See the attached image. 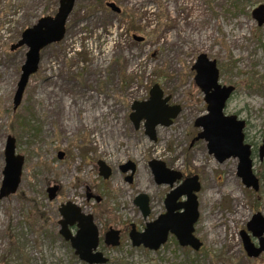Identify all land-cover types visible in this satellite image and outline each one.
<instances>
[{
  "label": "rangeland",
  "instance_id": "rangeland-1",
  "mask_svg": "<svg viewBox=\"0 0 264 264\" xmlns=\"http://www.w3.org/2000/svg\"><path fill=\"white\" fill-rule=\"evenodd\" d=\"M59 1L0 0V188L8 135L24 156L17 191L0 197V264H90L59 232V208L69 201L93 216L97 250L108 258L100 264H264V251L249 256L241 235L246 231L258 245L247 223L256 212L264 215V187L244 185L237 157L220 162L205 140L194 141L202 130L195 120L207 107L193 69L205 53L217 61L219 82L234 86L224 111L246 121L245 141L262 181L264 24L252 11L264 0H76L63 39L41 51L39 70L14 109L27 47H11L41 17L55 15ZM154 84L170 96L168 105L181 107L172 125L157 126L155 141L144 121L135 128L130 120L131 105L148 100ZM153 159L198 175L199 250L180 245L175 235L157 250L132 244L131 224L144 231L165 212L171 191L155 182ZM99 160L112 169L108 179L99 173ZM129 160L136 164L132 182L131 171L120 167ZM140 193L150 197L147 218L134 203ZM70 228L76 234L77 226ZM110 228L121 230L118 246L104 242Z\"/></svg>",
  "mask_w": 264,
  "mask_h": 264
},
{
  "label": "water",
  "instance_id": "water-1",
  "mask_svg": "<svg viewBox=\"0 0 264 264\" xmlns=\"http://www.w3.org/2000/svg\"><path fill=\"white\" fill-rule=\"evenodd\" d=\"M76 0H60L55 15L41 17L33 26L26 28L20 39L11 49L23 46L27 47L25 61L21 66V75L14 94V109L21 104L25 89L30 77L38 70L41 62V51L50 44L60 42L66 33V24L74 8ZM114 12L120 13L121 8L115 2L106 4ZM253 17L259 25L264 24V4H260L252 11ZM196 70L195 84L204 93L207 103V113L196 118L195 125L201 127L196 139L207 142L208 151L214 157L223 162L230 157L238 158L237 173L244 185L258 191L263 185L264 179L254 172L252 158V146L245 141L244 128L246 121L239 119L235 114H226L224 109L227 101L234 92L233 85H223L219 82L220 72L215 59H210L205 53L198 56L193 65ZM170 96H164V91L159 84H154L150 90L148 100H136L131 105L130 120L138 128L142 121L147 134L151 140H156V128L159 125L170 126L181 112L179 105H168ZM260 160L264 159V139L258 149ZM59 158L64 157L59 152ZM4 178L0 188V197H5L17 191L23 171L24 156L16 152V139L8 135L5 146ZM99 173L108 179L112 169L103 160L98 161ZM154 178L158 184L174 183L183 178V173L168 168L165 162L153 159L149 162ZM124 172L131 171L127 180L132 182L136 171V164L129 160L121 165ZM58 186L48 189L49 197L56 196ZM201 189L198 175L186 178L183 183L171 190L165 199L166 210L156 219L146 224L144 231H138L133 225L130 238L134 246L143 245L151 250L159 249L169 238L170 234L176 236L182 246H191L199 250L202 241L194 234L195 224L199 219L197 192ZM185 195L187 199L178 203L180 196ZM100 200V198H98ZM134 203L140 208L143 216L150 215V197L145 193L138 194ZM182 209V211H180ZM62 219L59 220L60 234L65 240L70 241L75 253L80 259L90 264L106 263L108 258L98 251L100 235L99 229L91 214H85L74 202L62 204L59 208ZM77 225L78 230L73 234L70 226ZM247 230L259 239L256 246L251 240L250 234L242 231L244 249L251 257H258L264 251V215L256 212L247 223ZM104 242L107 245L118 246L121 242L120 231L110 228L105 233Z\"/></svg>",
  "mask_w": 264,
  "mask_h": 264
},
{
  "label": "flooded vegetation",
  "instance_id": "flooded-vegetation-1",
  "mask_svg": "<svg viewBox=\"0 0 264 264\" xmlns=\"http://www.w3.org/2000/svg\"><path fill=\"white\" fill-rule=\"evenodd\" d=\"M206 107H207V103H206ZM200 132V131H199ZM198 132V133H199ZM198 133H197V135H198ZM197 135H196V137H197ZM196 137L194 138V141H196V140H203V139H196ZM193 141V142H194ZM251 145V144H250ZM252 157H253V154H252ZM121 167V166H120ZM121 170H122V168H121ZM128 172V171H127ZM127 172H124V173H127ZM136 172V171H135ZM135 175V174H134ZM188 177H190V176H186L185 174H183V178L182 179H180V180H178V181H176L175 183H178V185H176L175 186V183H174V185L173 186H171L170 185V187H171V190H173L174 188H176V187H178V186H180L182 183H183V181L186 179V178H188ZM155 182H156V180H155ZM158 184V183H157ZM168 194V193H167ZM167 194H166V196H167ZM165 199H166V197H165ZM187 199V197L185 196V195H182V196H180L179 198H178V200H177V202L178 203H182V202H184L185 200ZM150 204H151V202H150ZM164 204H165V200H164ZM151 207V206H150ZM140 209V208H139ZM165 210H166V207H165ZM141 211V210H140ZM180 211H182V209L180 210ZM142 213V212H141ZM162 213H164V212H162ZM161 213V214H162ZM160 215V214H159ZM133 225L135 226V224H131V228L133 227ZM77 226V225H76ZM78 228V227H77ZM135 228H136V226H135ZM137 229V228H136ZM78 230V229H77ZM119 231H120V238H121V230L120 229H118ZM107 232V231H106ZM105 232V233H106ZM140 232H142V231H140ZM73 233V232H72ZM100 235V234H99ZM170 235H173V234H170ZM169 235V236H170ZM105 238V237H104ZM257 238V237H256ZM258 239V238H257ZM252 240V239H251ZM256 246H258L259 245V239H258V245L257 244H255ZM191 247V246H190Z\"/></svg>",
  "mask_w": 264,
  "mask_h": 264
},
{
  "label": "bare ground",
  "instance_id": "bare-ground-1",
  "mask_svg": "<svg viewBox=\"0 0 264 264\" xmlns=\"http://www.w3.org/2000/svg\"><path fill=\"white\" fill-rule=\"evenodd\" d=\"M58 97V96H57Z\"/></svg>",
  "mask_w": 264,
  "mask_h": 264
}]
</instances>
